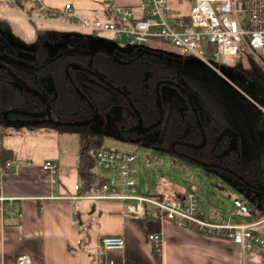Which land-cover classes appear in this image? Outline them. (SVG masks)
Returning <instances> with one entry per match:
<instances>
[{"label":"flooded vegetation","instance_id":"1","mask_svg":"<svg viewBox=\"0 0 264 264\" xmlns=\"http://www.w3.org/2000/svg\"><path fill=\"white\" fill-rule=\"evenodd\" d=\"M45 29L43 35H35L33 48L14 46L0 30V87L5 93L0 97V125L33 129L49 127L51 124L43 121L48 118L87 121L78 127L91 129L104 138L110 135L124 143L172 153L220 173L250 196H261L254 187L261 184L243 173H256L264 167L263 107L256 112L198 62L174 50H119L98 35ZM244 83L258 96H264V78L246 76ZM135 102L141 104V110ZM170 108L185 122L181 134L166 127L165 116ZM214 110L220 116L214 121H221V125L202 153L207 145L203 123L212 122ZM197 119L205 136L199 148L193 147L202 142ZM194 127L199 141H194Z\"/></svg>","mask_w":264,"mask_h":264},{"label":"built area","instance_id":"2","mask_svg":"<svg viewBox=\"0 0 264 264\" xmlns=\"http://www.w3.org/2000/svg\"><path fill=\"white\" fill-rule=\"evenodd\" d=\"M177 8L168 0H140L135 6L109 7L112 18L97 19L79 15L69 3L62 8L46 6L42 0H29L34 9L63 27L81 31L86 35L110 33L123 37L132 48H164L194 57L207 65L218 76L232 86L216 63L221 55L243 53L249 57L255 70L264 77V0H175ZM7 2V3H4ZM13 4V0H0ZM189 4V9L185 7ZM29 20L32 18L29 17ZM54 21V22H55ZM210 58V59H208ZM234 71L236 69L233 68ZM264 111V110H263ZM135 155L111 148H101L94 154L95 167L91 185L94 193L83 194L74 186V199H112L124 202L125 210L135 216L148 215L155 220H171L208 236L221 237L237 245L243 253L259 251L264 257V233L261 225L264 214L257 218L258 209L252 210L247 202L233 198L232 209L222 219H204L198 216V196L193 189L185 190L173 199H158L139 193L133 174ZM28 159L0 160V175L22 165ZM41 167L56 172L54 162L46 160ZM100 171H111L116 175L103 177ZM102 177L103 181H100ZM75 222V221H74ZM148 240L155 250L161 247L158 233H149ZM104 250L121 249L124 246L120 235H103ZM96 264H114L111 259L97 260ZM13 264H30L27 255L15 257Z\"/></svg>","mask_w":264,"mask_h":264},{"label":"crops","instance_id":"3","mask_svg":"<svg viewBox=\"0 0 264 264\" xmlns=\"http://www.w3.org/2000/svg\"><path fill=\"white\" fill-rule=\"evenodd\" d=\"M42 1L54 8L69 3L79 15L110 19L111 5L135 6L140 0ZM10 7L26 10L31 5L30 2L19 5L13 0ZM0 13H6L4 7ZM28 16L47 29L63 27L34 8ZM37 132L48 136V131L42 128ZM1 147L8 148L0 145V151ZM11 151L16 158H22ZM22 159L30 160L31 164L0 175V264H13L20 254L27 255L30 264H96L100 259H111L114 264H264V257L257 250L242 254L237 245L226 239L205 235L188 225L132 215L122 201L71 198L76 193L75 185L80 191L75 167L77 155L75 163H60L51 158L37 162ZM46 160L56 164V172L41 167ZM96 173L103 177L116 175L98 169ZM177 187L171 196L162 194V199H173L188 190L183 187L179 191ZM198 213L204 219H219L212 214L206 218L199 209ZM149 233H158L159 250L152 247L147 238ZM103 235H120L124 246L104 250Z\"/></svg>","mask_w":264,"mask_h":264},{"label":"rangeland","instance_id":"4","mask_svg":"<svg viewBox=\"0 0 264 264\" xmlns=\"http://www.w3.org/2000/svg\"><path fill=\"white\" fill-rule=\"evenodd\" d=\"M168 1L177 8L178 3L175 0ZM8 5H2L6 13H0V30L14 46L33 48L36 41L35 26L31 24L25 10L13 9ZM188 9L189 4L185 7L186 11ZM34 23L37 28H47L37 21ZM61 30L66 34L86 35L69 27H62ZM98 37L110 47L119 50L129 47L123 37H115L110 33H100ZM216 61L221 66L240 70L245 76L264 78L256 72L249 57L243 53L221 55ZM262 107L264 108V105ZM38 128L48 131V136L39 134ZM38 128L0 125V145L12 149L19 157L30 158L36 162L51 158L60 163H75L78 148V135L75 131H59L52 127ZM103 139L104 147L135 155L132 163L135 170L133 177L140 193L148 195L161 193L171 196L175 193V189L173 190L175 186H179L177 187L180 188L179 191H183V187L193 189L198 196L199 212L206 218L212 214L219 219L231 211L234 197L247 203L252 201L253 196L250 197L247 191L237 189L220 173L212 172V169L201 168L172 153H164L135 143H124L110 135Z\"/></svg>","mask_w":264,"mask_h":264},{"label":"trees","instance_id":"5","mask_svg":"<svg viewBox=\"0 0 264 264\" xmlns=\"http://www.w3.org/2000/svg\"><path fill=\"white\" fill-rule=\"evenodd\" d=\"M19 5H24L26 2H29V0H17ZM31 5V4H30ZM33 5L29 7L28 9L25 10L27 14L33 10ZM32 25L35 26V35L40 36L43 35V32L46 30L37 28L34 21H30ZM1 88V87H0ZM0 97H2L5 93L3 91V88L0 89ZM135 106L138 108V110H141V104L138 102L134 103ZM157 116V114H156ZM213 116L211 119L212 122L209 123H203L204 126V131L207 134L206 139H207V145L204 151L202 153H205L207 151V148L212 144L213 138L215 137L217 131L220 128L221 121H214L217 118H220L217 110H214ZM166 119V127H170L174 134H181L183 132L184 124L183 119L180 117L178 112L170 108V110L167 111V114L165 116ZM194 124V121H193ZM52 128L59 129V131H75L78 135V148H77V159H76V171L77 175L79 178V187L80 191L83 194H88V193H94L96 189V185H91V179L94 176V167H95V159H94V154L97 150L101 148H106L103 146V135L100 133H97L91 129H88L86 127H78V126H51L47 125ZM40 127V126H38ZM37 127V128H38ZM45 127V126H44ZM193 135H194V141H199L200 140V135L198 132V129L194 127L193 129ZM198 158H202L201 156H197ZM16 158L11 149L8 148H2L0 151V160L5 161V160H12ZM205 160V159H204ZM244 176L247 179H250V181H255L256 183H260L262 186H264V167H262L261 171H257L256 173L254 171L245 172L243 173ZM253 179V180H252ZM102 177H100V181H103ZM154 197L158 199H162L163 195L162 194H155L153 195ZM252 196V195H251ZM250 196V197H251ZM250 208L252 210L258 209L259 213L257 218H260L263 216V204H264V195L261 194L260 197L253 196L252 201L248 202ZM151 229V227H149ZM261 232L264 233V223L261 225Z\"/></svg>","mask_w":264,"mask_h":264},{"label":"water","instance_id":"6","mask_svg":"<svg viewBox=\"0 0 264 264\" xmlns=\"http://www.w3.org/2000/svg\"><path fill=\"white\" fill-rule=\"evenodd\" d=\"M188 59H192V60H195L196 62H198V64H200V66H202L209 74H211L213 76L214 80L218 81L219 83H221L222 85H224L228 89L232 90V93L236 94L237 97L244 100L246 102V104L248 103L249 106L255 108V110L258 113L261 112V109L259 106L264 105V96H262L261 94H260V96H258L254 92V90H252V87H250L248 84L244 83V79H246V76L240 70L236 69V71H234L233 68H231V67L228 68V67H224V66L220 65V69H221L222 73L227 78H229L231 81H233V83L236 86H238L243 91V93L240 92L238 89H236L234 86H232L229 82L224 80V78L222 76H220V75L218 76V74H216L212 69L207 67V65H204V63L201 62L200 60H198L194 57H188ZM7 69L10 72V74L15 79H17L15 77L16 74H14L9 68H7ZM66 73H67V70H66ZM77 91L79 92L78 89H77ZM33 92H34V94L43 98V96L39 92H37L35 90H33ZM80 95H81V93H80ZM156 96H157V103H159V105H160V98L158 95H156ZM43 100H44V98H43ZM10 112H18V111L10 110ZM20 112L25 113L23 111H20ZM32 115L39 116L41 114L40 113H33ZM43 121H44V123L46 122V123H49L53 126H79V125L87 124V121H65V122H61V121H54L53 119H50V118H48L47 120H43ZM197 125L199 127L200 135L202 136V142L199 144H193V147H195V148L202 147L204 144V141H205V136L203 135L204 134L203 129H202L201 123L198 119H197ZM223 133H224V131L219 136L223 135ZM195 162H197V161H195ZM201 165H207V164L203 163ZM236 177L241 179V177L238 176L237 174H236ZM254 187L264 195V187L262 185H256ZM262 210H263V214H264V204H263Z\"/></svg>","mask_w":264,"mask_h":264}]
</instances>
